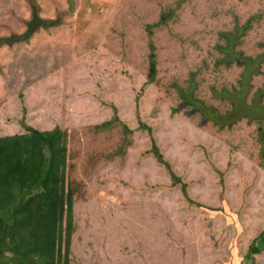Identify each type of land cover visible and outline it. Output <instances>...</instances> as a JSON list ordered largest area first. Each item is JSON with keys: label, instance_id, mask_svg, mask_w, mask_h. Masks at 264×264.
I'll list each match as a JSON object with an SVG mask.
<instances>
[{"label": "rangeland", "instance_id": "rangeland-1", "mask_svg": "<svg viewBox=\"0 0 264 264\" xmlns=\"http://www.w3.org/2000/svg\"><path fill=\"white\" fill-rule=\"evenodd\" d=\"M260 87L264 0H0V135L67 132L71 264H264Z\"/></svg>", "mask_w": 264, "mask_h": 264}, {"label": "trees", "instance_id": "trees-1", "mask_svg": "<svg viewBox=\"0 0 264 264\" xmlns=\"http://www.w3.org/2000/svg\"><path fill=\"white\" fill-rule=\"evenodd\" d=\"M175 14L176 10L163 13L157 26L166 24ZM250 27L249 24L236 26L223 35L228 54L225 61L236 56L232 48L238 45ZM150 49L146 82L153 84L158 67L156 48L151 44ZM253 63L258 67V57H250L244 63L240 93L248 91V72ZM256 95L263 96L264 87H260ZM256 103L259 105L257 100L252 105ZM113 121H120L117 112L111 121L106 120L99 127L110 125ZM263 121L262 115L257 133L264 158ZM139 126L148 133L155 160L171 172L172 185L181 189L187 201L202 204L189 193L187 181L172 170L168 158L157 145L153 125L141 122ZM59 128L54 126L53 129L40 130L30 126L23 133L0 135V264H71L75 189L67 180V132ZM16 197L18 202H15Z\"/></svg>", "mask_w": 264, "mask_h": 264}, {"label": "crops", "instance_id": "crops-1", "mask_svg": "<svg viewBox=\"0 0 264 264\" xmlns=\"http://www.w3.org/2000/svg\"><path fill=\"white\" fill-rule=\"evenodd\" d=\"M7 134H13V133H7ZM8 254V253H7Z\"/></svg>", "mask_w": 264, "mask_h": 264}]
</instances>
